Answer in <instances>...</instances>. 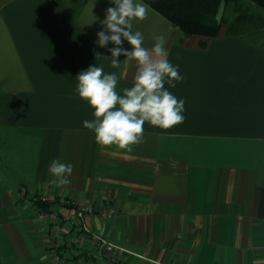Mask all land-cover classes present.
Segmentation results:
<instances>
[{
	"label": "crops",
	"instance_id": "crops-1",
	"mask_svg": "<svg viewBox=\"0 0 264 264\" xmlns=\"http://www.w3.org/2000/svg\"><path fill=\"white\" fill-rule=\"evenodd\" d=\"M90 3L0 0V142L20 175L16 185L0 180V264H264V47L224 32L183 38L149 7L133 31L150 53L153 35L166 36L184 79L165 87L185 101V119L169 129L145 122L132 151L102 147L83 127L94 110L76 77L102 66L123 95L138 66L121 55L111 67L116 45L100 47L97 33L115 5L94 0L87 25ZM53 160L72 165L69 185L52 182ZM48 196L118 212L88 219L91 234H69L82 242L61 263L32 200ZM92 233L114 248L97 247Z\"/></svg>",
	"mask_w": 264,
	"mask_h": 264
},
{
	"label": "clouds",
	"instance_id": "clouds-1",
	"mask_svg": "<svg viewBox=\"0 0 264 264\" xmlns=\"http://www.w3.org/2000/svg\"><path fill=\"white\" fill-rule=\"evenodd\" d=\"M114 7L106 9V17L100 23L103 30L97 33V43L105 47L111 42L116 47L111 52V67L119 68L118 57H126L124 62L135 61L138 68L134 77V86L123 89V95L116 91L118 77L115 73L105 74L102 66H89L76 77V91L80 99L86 101L93 111V120L83 121V127L94 132L97 144L102 147L115 145L121 150L132 151L134 145L143 141L144 124L161 129H169L183 123L185 101L177 99L168 88H175L184 77L179 66L167 59L166 36L153 35L151 53L143 47L144 36L133 31V22L148 18L149 7L140 0H112ZM94 0L89 5L92 19ZM219 19V17H218ZM127 41L131 51L122 47ZM72 165L53 160L49 168L54 177L53 183L65 186L71 183Z\"/></svg>",
	"mask_w": 264,
	"mask_h": 264
},
{
	"label": "trees",
	"instance_id": "trees-1",
	"mask_svg": "<svg viewBox=\"0 0 264 264\" xmlns=\"http://www.w3.org/2000/svg\"><path fill=\"white\" fill-rule=\"evenodd\" d=\"M154 12L165 18L183 38L200 37L202 39L237 37L249 41L254 46L264 47V0H249L262 12L251 8L239 7V0H140ZM236 4L234 17H226L229 4ZM219 17V19H218ZM204 48L205 41L200 44ZM35 201L41 211H51L58 203Z\"/></svg>",
	"mask_w": 264,
	"mask_h": 264
},
{
	"label": "built area",
	"instance_id": "built-area-1",
	"mask_svg": "<svg viewBox=\"0 0 264 264\" xmlns=\"http://www.w3.org/2000/svg\"><path fill=\"white\" fill-rule=\"evenodd\" d=\"M42 202H55L58 199L55 197H42L39 198ZM60 203L70 207L68 212L66 211H43L41 212V218L48 224V237L50 240V251L57 262H65L73 254V247L82 242L79 237H71L67 242V236L74 231H81L84 233H90L86 226V221L90 218L104 217L111 219L117 215V210L102 209L95 205L81 206L74 201L65 202L62 199L58 200ZM91 234V233H90ZM92 237L95 239L96 246L100 249L109 248L114 246L108 243L105 239L92 233Z\"/></svg>",
	"mask_w": 264,
	"mask_h": 264
},
{
	"label": "rangeland",
	"instance_id": "rangeland-1",
	"mask_svg": "<svg viewBox=\"0 0 264 264\" xmlns=\"http://www.w3.org/2000/svg\"><path fill=\"white\" fill-rule=\"evenodd\" d=\"M238 4V6L242 9L251 8L254 12H262L259 8H256V6H253V4L249 0H239ZM235 5L236 4L231 3L228 6V12L230 13V15H232V18L234 17V9L236 7ZM5 151H7L6 146L0 142V180L4 181L5 186L8 184L16 185V183L20 179V175L16 172V170L13 171L10 167L11 160L7 159L6 154L4 153Z\"/></svg>",
	"mask_w": 264,
	"mask_h": 264
}]
</instances>
